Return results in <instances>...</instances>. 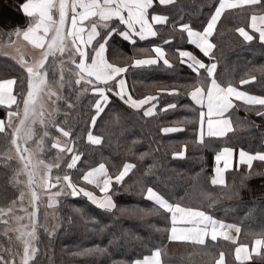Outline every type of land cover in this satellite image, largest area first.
Wrapping results in <instances>:
<instances>
[{
	"label": "snow or ice",
	"instance_id": "1",
	"mask_svg": "<svg viewBox=\"0 0 264 264\" xmlns=\"http://www.w3.org/2000/svg\"><path fill=\"white\" fill-rule=\"evenodd\" d=\"M179 3L180 0H16L22 21L6 30L0 28V52L14 61L0 66V264H42L41 229L47 237L45 249H50L62 226L58 206L61 198L68 196L86 198L101 216L115 217L117 212L121 216L130 212L162 216L170 224L166 227L167 239L191 244L194 252L188 255L207 257L205 264H229V253L221 249L217 254L208 238H222L235 245L234 258L240 264L250 260L252 253H258L264 261V226L259 231L246 230L245 234L252 238L249 251V243L238 239L243 230L240 223H226L200 207L184 206V197L173 202L158 184L150 183L147 177L154 165L135 181L136 194L150 201L151 206L126 208L118 205L114 192L119 188L132 190L123 182L137 165L124 160L113 165L118 173L111 174L105 162L95 166L87 160L78 163L90 146H104V136L95 133L102 114H114L117 123L127 115L155 119L159 93L180 95L178 87H160L157 95L136 98L125 79L130 68L160 67L162 62L170 70L178 60L190 70V82L183 87L191 101L185 105L191 116L185 117L180 127H161L162 133L178 132L191 124L193 144L197 146H207L213 138L226 141L242 126L239 118L233 117L239 107L236 101H243L246 111H254L264 119V95L244 91L232 76L219 73L220 57L214 43L218 24L229 12H241L250 21L235 28L244 41L254 39L246 30L251 28L264 43V0H198L196 12L178 7ZM164 30L169 31L166 39L161 36ZM177 35L181 42L186 40L194 47L189 50L175 46ZM117 37L119 41L114 44ZM123 42L131 44L134 52L125 57L130 63L121 66L109 58V53L114 48L118 50ZM139 42L150 47H137ZM255 72L264 76V65L249 70L247 79L241 78L239 85L256 81ZM60 102H65L69 111L62 113ZM177 106L165 103L161 111ZM61 114L63 121L58 119ZM73 119L77 120L76 126L83 121L79 134L72 130ZM53 129L58 134L54 135ZM135 143L134 140L133 147ZM186 147L173 151L172 156L184 157ZM234 153V147L227 146L216 151V166L210 177V184L222 186L229 196L239 195L248 179L264 176L253 166L256 160L264 162V150L240 147L238 163L233 168ZM139 155L142 159L146 153ZM241 165H246L248 171H243ZM229 168L241 169L239 183L235 178L227 183L225 173ZM196 181L194 187L201 201L213 207V193L199 184V177ZM96 189L103 195H97ZM75 211L85 223H99L97 215L79 206ZM106 228L101 225L98 231ZM118 239L113 236L104 247L95 245L76 254L104 255ZM133 239L147 246L150 254L113 264H170L166 245L138 235Z\"/></svg>",
	"mask_w": 264,
	"mask_h": 264
},
{
	"label": "trees",
	"instance_id": "2",
	"mask_svg": "<svg viewBox=\"0 0 264 264\" xmlns=\"http://www.w3.org/2000/svg\"><path fill=\"white\" fill-rule=\"evenodd\" d=\"M198 0H180L178 7L182 5L188 12H196ZM22 21V14L16 8V0H0V28L5 30L11 25ZM249 20L241 12H229L226 18L218 24L217 31L214 33V43L217 44L215 50L220 57L218 66L219 73L225 76H232L234 83L244 91L252 94L264 95V76L259 72L256 81H249L244 85H239L241 78L247 79L246 74L249 70L264 65V43L258 41L254 35L252 41H244L235 28L244 26ZM248 30V28L246 29ZM169 35L168 30L161 32L163 38ZM155 39V38H152ZM119 37L113 43L116 44ZM175 46H183L191 50L186 40L181 42L179 36L175 41ZM137 47H150L145 42H139ZM134 49L128 42L118 45V50L114 48L109 53V58L119 63L121 66L126 61L125 57H131ZM14 64L11 57L0 55V66ZM190 70L186 66L176 62V67L166 70L162 65L151 68H130L126 73V81L129 90L136 98L144 95H157V88L178 87L180 95L173 96L166 92L158 95V107L155 119H140L139 116L127 115L121 117L117 123L114 114H102L103 119H99L95 133L104 136V146H90L85 150L82 163L87 160L91 166L100 162H105L111 174H117L118 169L114 164H121L127 160L137 165L134 172L125 177L124 186H131L132 190L125 192L124 188H119L114 192V199L118 205L126 208L150 207L151 202L136 194L135 181L149 169L151 175L147 177L150 183L158 184V187L170 195L173 202L179 201L184 197L182 203L188 207H200L207 210L217 219H222L226 223H240L242 232L239 242L250 243L251 237L245 234L251 228L259 231L264 226V176H254L247 181L246 187L240 189L239 195L227 194V190L222 186H212L210 177L212 175L213 157L215 152L222 147H240L245 150H264L262 149L264 135V119L257 116L254 111H246L244 105L236 104L239 107L233 112L234 118H239L241 127L235 135H230L225 141L223 139H210L207 146H197L193 144L194 132L191 124L186 125L178 132L162 133L161 127H180L185 117L191 116V111L185 105L191 103L189 97L184 95V87L188 80ZM85 104L87 101H84ZM62 105V113L69 111L65 102ZM165 103H175L178 106L166 111H161ZM63 121L64 116L58 117ZM72 120V130L75 134L81 132L83 121ZM56 135L55 129L52 130ZM86 135V134H85ZM207 139V138H206ZM135 140L133 147L132 142ZM187 145L184 157H173V151H180ZM140 153H146L140 158ZM55 154V149L51 151ZM70 158V156H69ZM94 162V163H93ZM257 172L264 171V164L256 162L253 164ZM79 170V169H78ZM243 171H248L242 169ZM77 171V170H73ZM240 170H233L227 173L226 181L231 184L235 178L239 183ZM55 174V170L53 172ZM199 177V184L213 193L216 203L208 208V202L201 201L198 189L194 186ZM83 183V182H81ZM46 202V197H45ZM79 206L87 213L97 215L98 209L87 202L84 197L61 198L58 206L59 216L63 218L58 235L52 241L50 249H45L47 237L41 229V262L42 264H113L114 261L142 258L143 255L150 254L147 246L133 239L138 235L141 238L151 239L153 243L166 245L169 253L170 264H205L207 257L188 253H193L194 248L187 243H173L167 239L166 227L170 226L162 216H144L138 213H127L120 215L118 212L115 217L108 215H97L99 223H85L84 219L75 208ZM41 212L43 208L41 206ZM246 213L249 215L246 217ZM69 218L71 220L69 221ZM101 225H107L104 232L98 231ZM155 226V227H154ZM159 229L157 231L156 229ZM97 229V230H93ZM131 234V235H129ZM113 236L120 237L109 245L108 253L104 255H77L83 249L92 248L95 245L104 247ZM6 239V238H4ZM209 246L215 245L214 251L219 252L223 249L229 253V264H236L231 257L233 244L222 241L208 242ZM247 264H264L260 257H255Z\"/></svg>",
	"mask_w": 264,
	"mask_h": 264
},
{
	"label": "crops",
	"instance_id": "3",
	"mask_svg": "<svg viewBox=\"0 0 264 264\" xmlns=\"http://www.w3.org/2000/svg\"><path fill=\"white\" fill-rule=\"evenodd\" d=\"M249 22H250V21H248V23H249ZM247 31H249L250 34H255V36L257 37L258 41L261 42V41L259 40V33H255L254 30L251 29V28H248ZM150 39H152V38H150ZM261 43H262V42H261ZM192 47H194V46H192ZM197 52H198V50H197ZM200 55L202 56V54H200ZM7 57H11V56H7ZM205 59L207 60V58H205ZM184 66H185V65H184ZM125 79H126V78H125ZM189 99H190V98H189ZM236 104L244 105V102H243V101H236ZM157 107H158V103H157ZM162 109H163V108H162ZM156 113H157V112H156ZM156 113H155V114H156ZM172 133H173V132H172ZM262 142H263V144H264V135H263V141H262ZM238 151H239V149H235L234 157H233V159H232L233 168H234L235 165L238 163ZM256 162H259V163H263V164H264V162L259 161V160L254 161L253 164L256 163ZM215 166H216V162H215L214 157H213L212 175L214 174V173H213V168H214ZM220 166H223V162H220ZM233 168H229V169L226 170L225 177H226V175H227L228 172L233 171ZM241 169L248 170L246 165H241ZM236 170H240V169H236ZM263 172H264V171H263ZM212 175H211V176H212ZM90 187H91V186H90ZM95 191H96L97 195H103L102 193H99V190H98V189H96ZM233 234L235 235V232H233ZM238 239H239V238H238ZM218 241H222V242H225V243H228V244H232V243L229 242V241H224L222 238H218ZM170 242H173V243H184V242H178V241H170ZM208 242H217V241H211L210 238H208ZM234 247H235V245H234ZM234 247H233V249H232V251H231V257H232L233 260L235 261V258H234ZM250 249H251V242L249 243V251H250ZM258 256H259L258 253H252V258H251L250 260H248V261L243 262V264H247V263L251 262L253 258L258 257ZM235 262H236V261H235ZM236 264H240V262H236Z\"/></svg>",
	"mask_w": 264,
	"mask_h": 264
},
{
	"label": "rangeland",
	"instance_id": "4",
	"mask_svg": "<svg viewBox=\"0 0 264 264\" xmlns=\"http://www.w3.org/2000/svg\"><path fill=\"white\" fill-rule=\"evenodd\" d=\"M0 55H3L4 56V54L2 52H0ZM45 205H46V202H45ZM42 208L44 210V205H42ZM48 211L51 212V211H53V209H48Z\"/></svg>",
	"mask_w": 264,
	"mask_h": 264
}]
</instances>
